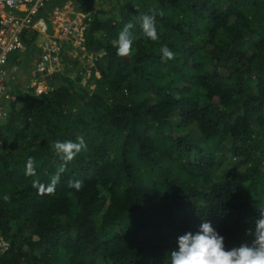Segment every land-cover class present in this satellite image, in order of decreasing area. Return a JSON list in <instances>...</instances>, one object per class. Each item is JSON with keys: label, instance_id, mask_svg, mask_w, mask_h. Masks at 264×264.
<instances>
[{"label": "trees", "instance_id": "obj_1", "mask_svg": "<svg viewBox=\"0 0 264 264\" xmlns=\"http://www.w3.org/2000/svg\"><path fill=\"white\" fill-rule=\"evenodd\" d=\"M68 1L85 12L84 49L64 45L47 92L8 86L3 98L1 263L168 264L204 221L226 250L250 243L264 206V0L51 4ZM152 7L157 41L140 27ZM129 22L122 58L111 41ZM81 136L87 150L40 194L63 163L52 143Z\"/></svg>", "mask_w": 264, "mask_h": 264}, {"label": "clouds", "instance_id": "obj_2", "mask_svg": "<svg viewBox=\"0 0 264 264\" xmlns=\"http://www.w3.org/2000/svg\"><path fill=\"white\" fill-rule=\"evenodd\" d=\"M163 16V11L155 7L140 16V27L145 37L152 41L159 39L156 18ZM133 23L129 22L119 31L117 37L111 41L117 49L119 57L131 55ZM162 59H175V53L164 45L160 48ZM55 154L63 162L57 172L51 177L50 184L45 188L39 187L40 194H52L60 181L62 173L67 170L69 163L83 151L87 150L84 138L77 137L76 141L65 140L52 143ZM26 175H35V159L29 157L26 162ZM36 186V184H34ZM70 187L81 190L83 181H71ZM259 217L255 220V228L248 229L247 235L252 237L251 242H244L230 250L225 248V238L208 221L202 222L196 233L187 232L177 238L178 247L167 253L168 264H264V206H257Z\"/></svg>", "mask_w": 264, "mask_h": 264}, {"label": "built area", "instance_id": "obj_3", "mask_svg": "<svg viewBox=\"0 0 264 264\" xmlns=\"http://www.w3.org/2000/svg\"><path fill=\"white\" fill-rule=\"evenodd\" d=\"M54 0H0V121L7 116L4 104L6 78L8 72L5 66L12 54L24 51V34L29 31L46 33L47 38L42 45L41 56L35 65L36 76L44 79L46 76L64 71L62 49L70 44L73 51L84 49V34L87 29L85 17L59 15L60 8L52 13L55 25L54 32L48 33V22L41 12ZM44 77V78H43ZM47 84L39 90V94L47 92ZM10 247V242L0 235L1 259Z\"/></svg>", "mask_w": 264, "mask_h": 264}, {"label": "crops", "instance_id": "obj_4", "mask_svg": "<svg viewBox=\"0 0 264 264\" xmlns=\"http://www.w3.org/2000/svg\"><path fill=\"white\" fill-rule=\"evenodd\" d=\"M59 8V15H66L67 13L71 17L77 16L80 19L85 17V12L78 10L77 7L69 1L64 2L61 5L50 3L47 5L45 11L43 10L41 12V15H44L47 19L48 33L54 32L55 25L52 21V13L55 9ZM26 38L30 41V44L26 43ZM46 38V33L36 31H29L24 34L25 50L12 54L5 66L8 72L5 83L6 88H8V86H15L21 89L31 88L35 93L39 94V90L47 86L48 81L44 77V79H42L41 77L36 76L34 72L35 65L41 56L42 45ZM71 50L73 51V49ZM23 55H26L27 57L22 60L21 56ZM65 67L66 66L64 65V70Z\"/></svg>", "mask_w": 264, "mask_h": 264}, {"label": "rangeland", "instance_id": "obj_5", "mask_svg": "<svg viewBox=\"0 0 264 264\" xmlns=\"http://www.w3.org/2000/svg\"><path fill=\"white\" fill-rule=\"evenodd\" d=\"M21 57H22L21 59L23 60V59H24L25 57H27V56H26V55H23V56H21Z\"/></svg>", "mask_w": 264, "mask_h": 264}]
</instances>
